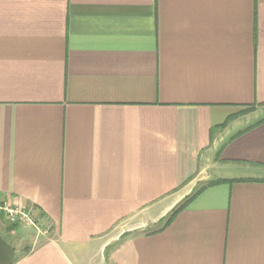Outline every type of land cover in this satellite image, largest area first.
<instances>
[{"label": "crops", "instance_id": "crops-1", "mask_svg": "<svg viewBox=\"0 0 264 264\" xmlns=\"http://www.w3.org/2000/svg\"><path fill=\"white\" fill-rule=\"evenodd\" d=\"M0 203L14 264H264V0H0Z\"/></svg>", "mask_w": 264, "mask_h": 264}, {"label": "built area", "instance_id": "built-area-1", "mask_svg": "<svg viewBox=\"0 0 264 264\" xmlns=\"http://www.w3.org/2000/svg\"><path fill=\"white\" fill-rule=\"evenodd\" d=\"M0 217L12 225L31 227L41 236H46L49 232V227L25 206L0 203Z\"/></svg>", "mask_w": 264, "mask_h": 264}, {"label": "trees", "instance_id": "trees-1", "mask_svg": "<svg viewBox=\"0 0 264 264\" xmlns=\"http://www.w3.org/2000/svg\"><path fill=\"white\" fill-rule=\"evenodd\" d=\"M234 180H226V179H218V180H213V181H209L207 183H202L200 185V187L195 190L190 196H188L187 198H185L181 203H179L170 213V215L167 217V219L164 221V225L162 226L161 229H163L164 227H166L167 225L170 224V222L177 216V214H179L182 210H184L199 194H201L205 189L212 187V186H216V185H220L223 183H231ZM17 225H10L9 226V232H11L12 230L17 229ZM10 243V242H9ZM11 244V243H10ZM13 247V246H12ZM14 248V247H13ZM15 249V248H14ZM28 252V251H27ZM17 256V253H16ZM16 260V259H15Z\"/></svg>", "mask_w": 264, "mask_h": 264}, {"label": "rangeland", "instance_id": "rangeland-1", "mask_svg": "<svg viewBox=\"0 0 264 264\" xmlns=\"http://www.w3.org/2000/svg\"><path fill=\"white\" fill-rule=\"evenodd\" d=\"M212 172H213L212 170H211V171H208V174L213 175ZM206 175H207V174H206ZM206 175H205V176H206ZM210 179H212V177H211ZM199 187H200V184L198 185L197 188H199ZM197 188H196L195 190H197ZM195 190H194V191H195ZM194 191H193V192H194ZM193 192H192V193H193ZM190 195H191V194H190ZM190 195H189V196H190ZM186 198H187V197H186ZM31 211H32V210H31ZM32 212L34 213V211H32ZM167 217H168V216H167ZM167 217L164 218V219H162L158 224H154V225H149V226H147V227L145 228L146 232H152V231H155V230L161 229L162 226L164 225V221L167 219ZM2 218H3V217H2ZM5 222H7V221H5ZM7 224L10 225L11 223L7 222ZM11 225H12V224H11ZM19 227H20V226H19ZM29 230H30V231H28V233L26 234L24 230H22V229H18V230H17V233H18V235H20L19 237L22 236L23 238L28 239V238L32 237V236H30V234H31V235L33 234L32 229H29ZM23 231H24V232H23ZM34 231H35V234H36L38 237H41V235H38V233H37V231H36L35 229H34ZM0 235H1L6 241L10 242L11 245L15 248L16 253H17L16 261L19 260L20 255L24 252L25 249H22V251H20V248L18 247V238H17V237H13V236L8 235L5 231H3V230H1V229H0ZM25 248H26V246H25Z\"/></svg>", "mask_w": 264, "mask_h": 264}, {"label": "water", "instance_id": "water-1", "mask_svg": "<svg viewBox=\"0 0 264 264\" xmlns=\"http://www.w3.org/2000/svg\"><path fill=\"white\" fill-rule=\"evenodd\" d=\"M15 259V249L0 235V264H14Z\"/></svg>", "mask_w": 264, "mask_h": 264}]
</instances>
